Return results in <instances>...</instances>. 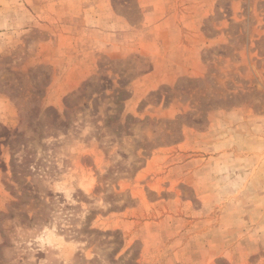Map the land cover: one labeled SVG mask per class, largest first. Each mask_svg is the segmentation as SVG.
Returning <instances> with one entry per match:
<instances>
[{
  "label": "rangeland",
  "instance_id": "374dc122",
  "mask_svg": "<svg viewBox=\"0 0 264 264\" xmlns=\"http://www.w3.org/2000/svg\"><path fill=\"white\" fill-rule=\"evenodd\" d=\"M167 5L0 48V264H264V0Z\"/></svg>",
  "mask_w": 264,
  "mask_h": 264
},
{
  "label": "crops",
  "instance_id": "0c3cea01",
  "mask_svg": "<svg viewBox=\"0 0 264 264\" xmlns=\"http://www.w3.org/2000/svg\"><path fill=\"white\" fill-rule=\"evenodd\" d=\"M136 1L148 29L151 26L157 28V26H154V23L157 22L154 17L161 13L165 14L169 0ZM58 20L60 24H57ZM169 20L170 15L165 14L162 16L159 26L166 24ZM56 25H61L58 30L66 33L65 36L61 35L58 38L66 42L67 47L73 46L72 44L75 42L74 33L80 31L95 33L99 39H104L108 32H115L120 39H123L126 35L124 33L134 29L130 20L112 6V0H0V48L7 47L8 41L17 35L21 38L24 33L52 31ZM166 27L162 29L164 32L173 30L172 26L167 27L168 29ZM175 28L178 29V27ZM53 36L56 35L50 34L45 40H42L41 47L48 50L56 47L58 38ZM148 43L149 41L146 39L143 48L144 46L145 48L151 46V44L147 45ZM47 55H50L49 51ZM91 55L92 53L89 50L83 55L86 59H81L79 62L89 63ZM47 62L54 63L58 61L52 59L51 56L47 59ZM174 65H178L177 60ZM252 187L254 185H250L249 178L244 182L241 189H238L240 193H243V200L241 201L243 206L247 207L245 198L250 197ZM258 187L257 192L262 195L260 200L264 199V185ZM262 201L258 206V208H261L258 211V219H264V204L261 203Z\"/></svg>",
  "mask_w": 264,
  "mask_h": 264
}]
</instances>
